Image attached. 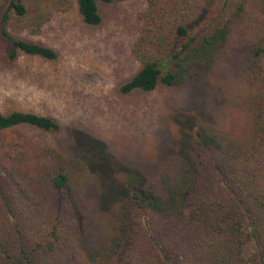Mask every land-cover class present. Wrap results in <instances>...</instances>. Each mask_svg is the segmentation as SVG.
Here are the masks:
<instances>
[{
  "label": "trees",
  "instance_id": "16d2710c",
  "mask_svg": "<svg viewBox=\"0 0 264 264\" xmlns=\"http://www.w3.org/2000/svg\"><path fill=\"white\" fill-rule=\"evenodd\" d=\"M64 1L66 6L73 0H0V44L7 61L20 55L58 58L53 48L18 33L38 35L54 13L65 11ZM118 1L73 2L81 22L97 27L100 6ZM147 1L144 27L132 51L140 67L117 86L122 96L173 86L172 65L216 46L249 0H212L225 20L217 21L210 35L202 19L196 25L172 22L176 9L171 0ZM255 1L264 27V0ZM252 54L255 60L264 55V38ZM254 108L256 141L249 150L192 126L195 132L175 143L178 158L154 180L136 173L113 178L109 160L90 142L86 148L76 143L80 158L54 155L42 171L35 170L22 146L0 152V264H264L263 89ZM21 127L48 133L60 128L46 115L0 112V136ZM103 172L110 182L99 197L104 207L99 214L82 195L87 178L101 181ZM100 187L102 192L105 186Z\"/></svg>",
  "mask_w": 264,
  "mask_h": 264
},
{
  "label": "rangeland",
  "instance_id": "374dc122",
  "mask_svg": "<svg viewBox=\"0 0 264 264\" xmlns=\"http://www.w3.org/2000/svg\"><path fill=\"white\" fill-rule=\"evenodd\" d=\"M73 1L66 6L64 1L65 11L54 13L38 35L18 33L56 50L55 61L20 55L9 62L0 44V112L46 115L60 126L51 133L30 127L6 131L0 136L1 153L22 146L35 170L42 171L54 155L80 158L79 140L84 148L90 142L109 160L113 178L124 180L125 174L136 173L154 180L166 163L178 158L175 143L195 132L192 126L208 128L243 150L254 145V105L264 90V55L255 60L252 54L264 38L255 0L247 2L216 46L172 65L177 77L173 86L125 96L118 94L117 86L140 67L132 51L141 37L148 1L100 6L102 22L97 27L81 22ZM214 1L171 0L176 9L172 22L196 25L202 19L200 25H210V35L216 22L225 20ZM208 4L211 11L202 14ZM193 30L196 34L200 26ZM106 175L102 173L101 181L88 177L82 195L99 214L104 210L99 197L110 182ZM100 185L105 186L102 192ZM93 227L98 233L100 227Z\"/></svg>",
  "mask_w": 264,
  "mask_h": 264
}]
</instances>
